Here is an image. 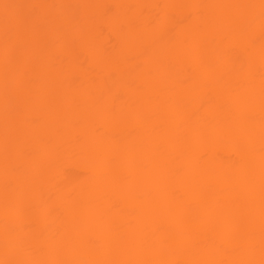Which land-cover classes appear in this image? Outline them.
Wrapping results in <instances>:
<instances>
[{"label": "bare ground", "instance_id": "1", "mask_svg": "<svg viewBox=\"0 0 264 264\" xmlns=\"http://www.w3.org/2000/svg\"><path fill=\"white\" fill-rule=\"evenodd\" d=\"M0 264H264V0H0Z\"/></svg>", "mask_w": 264, "mask_h": 264}]
</instances>
